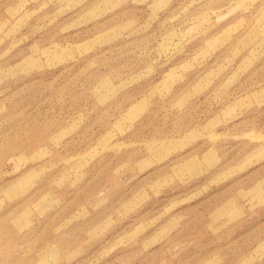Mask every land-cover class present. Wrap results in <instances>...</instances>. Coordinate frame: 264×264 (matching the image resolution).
I'll return each mask as SVG.
<instances>
[{
	"label": "rangeland",
	"instance_id": "rangeland-1",
	"mask_svg": "<svg viewBox=\"0 0 264 264\" xmlns=\"http://www.w3.org/2000/svg\"><path fill=\"white\" fill-rule=\"evenodd\" d=\"M0 264H264V0H0Z\"/></svg>",
	"mask_w": 264,
	"mask_h": 264
}]
</instances>
